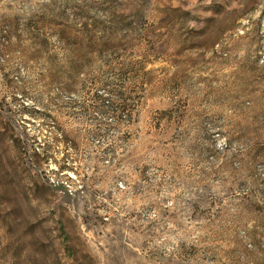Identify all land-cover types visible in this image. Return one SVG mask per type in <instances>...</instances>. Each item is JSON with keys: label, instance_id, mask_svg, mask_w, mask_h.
Here are the masks:
<instances>
[{"label": "rangeland", "instance_id": "1", "mask_svg": "<svg viewBox=\"0 0 264 264\" xmlns=\"http://www.w3.org/2000/svg\"><path fill=\"white\" fill-rule=\"evenodd\" d=\"M0 264H264V0H0Z\"/></svg>", "mask_w": 264, "mask_h": 264}]
</instances>
